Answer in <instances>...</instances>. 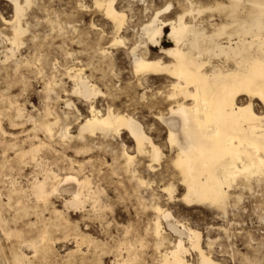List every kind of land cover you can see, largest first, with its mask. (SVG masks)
<instances>
[{"label": "snow or ice", "instance_id": "1", "mask_svg": "<svg viewBox=\"0 0 264 264\" xmlns=\"http://www.w3.org/2000/svg\"><path fill=\"white\" fill-rule=\"evenodd\" d=\"M14 3L0 17V264H189L161 228L176 200L240 222L229 259L186 231L191 264H264V0H145L151 24L131 42L132 0ZM138 113L169 125L163 144Z\"/></svg>", "mask_w": 264, "mask_h": 264}, {"label": "rangeland", "instance_id": "2", "mask_svg": "<svg viewBox=\"0 0 264 264\" xmlns=\"http://www.w3.org/2000/svg\"><path fill=\"white\" fill-rule=\"evenodd\" d=\"M133 4L135 5V7L130 8L132 9V12L129 11L128 13V24L126 30L123 31V37L126 38L129 42L136 39L138 41V36H139L138 31L140 33V25L143 22H145V18L141 13L142 5H140V3L138 2H133ZM0 17H6L9 20L11 19V17H13V9L9 2L0 0ZM96 18L105 24L107 30V24L109 22L105 18H103L99 12L96 13ZM0 31H4L2 25H0ZM163 45L168 47L172 46V44H170L168 40H164ZM3 57H4L3 49L0 48V58ZM154 82L159 83L161 85H163L164 83L163 81H159V80H155ZM72 103L75 109L78 111L79 115L84 116L85 105L82 103H77L76 100H73ZM138 117L140 121L144 123L148 128V133L150 136H152L153 140L158 144H163L164 141L166 140V131L163 128V123L155 122L154 116H147L138 113ZM73 127L75 128V132H73L72 134L76 135L78 132V127L76 126L75 122H73ZM121 140L123 141L124 144H127L129 150H131L134 147V144L132 143L131 140H129L127 134L125 135L123 134L121 136ZM95 158L99 162V157L95 156ZM113 179L118 180L119 177L117 176L114 177ZM161 207L171 212L173 217L179 223L184 224L187 227L200 232L202 235L204 250H208V247L206 246L208 241L210 240L214 242L213 247L211 248V255L219 256L220 259H229L231 257V248L227 239V232L230 231L231 228L233 227H237V228L239 227L240 222L238 219L236 220V223L233 224L232 219H228L227 217L223 216L218 210L214 208H210L207 206L187 207L178 201L177 202L163 201L161 202ZM162 223L164 224L163 221ZM226 225L228 226L227 228ZM250 226H251V221H249L248 224L244 225V227L246 228ZM164 227L166 233L170 234L169 236L170 242H173L171 237H175V236L173 234L171 235L170 231L168 230L165 224ZM232 243L234 244L236 243L235 236L233 237ZM0 247L4 250V244H0ZM61 247H65V246L61 244ZM2 249L0 250V258L7 259L8 254L4 255L2 253L3 251ZM222 250L224 253H227L228 255L227 256L221 255ZM67 251H71V249H67ZM1 253L4 255V257ZM25 254L28 255L27 251H25ZM187 259H189V261L191 262L193 259H196V254L195 255L191 254L190 256L187 257Z\"/></svg>", "mask_w": 264, "mask_h": 264}, {"label": "bare ground", "instance_id": "3", "mask_svg": "<svg viewBox=\"0 0 264 264\" xmlns=\"http://www.w3.org/2000/svg\"><path fill=\"white\" fill-rule=\"evenodd\" d=\"M2 1H5V2H9L10 4H11V6H12V9H13V17H11V19H14L15 18V13H16V8H15V3H14V0H2ZM132 2H138V3H140V5H142V11H141V13L143 14V16H144V18H145V22H143L141 25H140V33H145L146 32V25H149V24H151V16L153 15V13L151 12V11H148V10H145L144 9V2H145V0H132ZM129 11L130 12H132V9H129ZM131 14V13H130ZM104 18V17H103ZM143 18V19H144ZM10 19V20H11ZM106 19V18H105ZM107 20V19H106ZM126 27H127V25H126ZM126 27L123 29V31L124 30H126ZM138 31V30H137ZM140 33H139V31H138V41H139V38H140ZM124 38V37H123ZM124 39H126V38H124ZM127 40V39H126ZM137 40V39H136ZM169 43L170 44H172V46H170V47H172V48H174L175 47V43L174 42H170L169 41ZM164 83H165V81H163ZM75 108V107H74ZM170 115V118H172L173 119V122L175 123L176 121H179L180 123H181V125H182V123H183V120H182V117H179V116H176V117H171V114H169ZM163 128L165 129V131H166V139H167V132H168V130H169V125L167 124V123H163ZM79 134V127H78V132H77V134L76 135H78ZM125 134H127L128 135V137H129V140H131L132 141V143L135 145V140H134V138L129 134V133H127V132H125L124 133V135ZM181 202L182 204H184L185 206H187V207H201V206H207V207H210V208H213L211 205H206V204H193V205H190V204H185L182 200H176V202ZM170 202H172V201H170ZM163 210H165V211H167V212H169L168 210H166V209H164V208H162ZM169 213H171V212H169ZM163 215V213H161V216ZM172 215V214H171ZM162 221L164 222V224L166 225V227L168 228V230L170 231V233H171V235L173 234L175 237H176V239H175V243H177V244H179V243H181V241L183 240V242H184V247L185 248H187L188 250H189V253H190V255H191V253H193L195 250L191 247V245H192V243H193V239H190V237H189V235H185L184 233L187 231L188 233H192V232H198V231H196V230H193V229H191V228H189V227H187L186 225H184V224H181V223H179L174 217H173V215H172V219L171 220H168V219H161V228H162V231H163V233H165V239H167L168 240V243L169 244H171V243H173V242H170V240H169V236H170V234H168V233H166V230H165V227H164V224L162 223ZM198 233H200V232H198ZM168 237V238H167ZM209 242H211L212 243V245H213V241H208V243H207V246L206 247H208V244H209ZM196 243H197V246L201 249V250H204V247H203V241H202V235H201V233H200V236H199V239L196 241ZM2 247V246H1ZM0 247V250L2 249ZM3 250V249H2ZM210 251V253H211V249L209 250ZM2 253L5 255V252H4V250L2 251ZM1 253V254H2ZM2 254V255H3ZM4 255H3V257H4ZM25 255H27V254H25ZM189 255V256H190ZM198 256H199V253H196V259L198 258ZM188 261H189V259H188ZM189 264H191V262L189 261Z\"/></svg>", "mask_w": 264, "mask_h": 264}]
</instances>
